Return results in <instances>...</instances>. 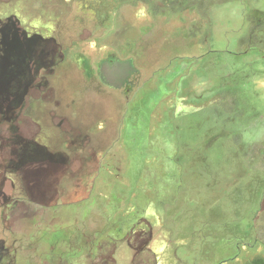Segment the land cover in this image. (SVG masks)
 Instances as JSON below:
<instances>
[{"label": "rangeland", "instance_id": "1", "mask_svg": "<svg viewBox=\"0 0 264 264\" xmlns=\"http://www.w3.org/2000/svg\"><path fill=\"white\" fill-rule=\"evenodd\" d=\"M7 22L39 39L0 106V264H264V0H0Z\"/></svg>", "mask_w": 264, "mask_h": 264}, {"label": "trees", "instance_id": "2", "mask_svg": "<svg viewBox=\"0 0 264 264\" xmlns=\"http://www.w3.org/2000/svg\"><path fill=\"white\" fill-rule=\"evenodd\" d=\"M0 35V106L4 107L1 114L6 112L4 116L11 122L14 111L22 105L27 89L30 88L27 75L30 71L27 67L33 58L34 43H37L39 38L20 37L15 25L9 22L0 27ZM54 66L45 63L39 69L50 71ZM46 154L50 158L58 155L47 152Z\"/></svg>", "mask_w": 264, "mask_h": 264}, {"label": "flooded vegetation", "instance_id": "3", "mask_svg": "<svg viewBox=\"0 0 264 264\" xmlns=\"http://www.w3.org/2000/svg\"><path fill=\"white\" fill-rule=\"evenodd\" d=\"M34 36V35H33ZM41 36V35H40ZM31 37V36H30ZM42 37V36H41ZM43 38V40H46V39H44V37H42ZM45 38H48V37H45ZM263 56H264V54H263ZM108 64H110V63H108ZM112 65H113V63H112ZM111 65V67H109V66H107L106 67V69H104V73L103 74H100V76L102 75V76H104V77H106L105 75H108L107 73H111V74H114V73H116V71H119L120 69H125V71H128V63H126V62H122L121 63V65L120 64H116L115 65V67L113 68V66ZM107 70V71H106ZM99 72H101V70H99ZM109 87V86H108ZM159 122H161L162 121V117H160V119L158 120ZM183 129V128H182ZM182 129H178V132H181V130ZM174 165V164H173ZM178 168V167H177ZM184 170H182L181 169V172H180V175L183 173L184 174V172H183ZM178 176H179V174H178Z\"/></svg>", "mask_w": 264, "mask_h": 264}]
</instances>
